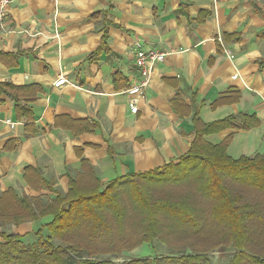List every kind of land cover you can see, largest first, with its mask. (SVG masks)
I'll use <instances>...</instances> for the list:
<instances>
[{"label":"crops","instance_id":"obj_1","mask_svg":"<svg viewBox=\"0 0 264 264\" xmlns=\"http://www.w3.org/2000/svg\"><path fill=\"white\" fill-rule=\"evenodd\" d=\"M8 10L0 81L41 91L28 104L29 122L15 118L9 99L0 103V148L16 142L0 153V193L31 194L23 178L30 165L65 191L67 178L88 166L104 183L176 162L194 139V111L203 123L254 114L258 126L204 138L218 144L231 134L232 158L264 154V0H12ZM136 44L166 55L132 113L124 90L137 79ZM59 74L68 84L55 88ZM232 89L238 100L211 107ZM69 118L92 130L75 134Z\"/></svg>","mask_w":264,"mask_h":264},{"label":"trees","instance_id":"obj_2","mask_svg":"<svg viewBox=\"0 0 264 264\" xmlns=\"http://www.w3.org/2000/svg\"><path fill=\"white\" fill-rule=\"evenodd\" d=\"M257 64L264 70V59ZM40 91L35 84L0 81V103L9 99L15 118L29 122L34 115L28 104ZM239 96L232 89L210 105L232 103ZM67 120L75 134L92 130L84 120ZM192 120L195 136L187 152L176 162L144 172L103 183L88 166L69 176L66 190L58 191L41 169L25 166L24 182L33 192L3 190L0 223L32 222L30 231L36 236L25 244L20 233L0 232V264H212L209 252L214 249L232 251L224 264H264V154L232 158L226 148L231 134L218 144L204 138L224 129L248 130L258 126L259 119L236 113L203 123L194 111ZM15 146L14 140H7L0 153ZM170 187L190 192L158 198L157 190ZM128 206L135 210L134 218H129ZM155 240L167 247V253H147ZM139 245L143 253L121 262L99 257Z\"/></svg>","mask_w":264,"mask_h":264},{"label":"built area","instance_id":"obj_3","mask_svg":"<svg viewBox=\"0 0 264 264\" xmlns=\"http://www.w3.org/2000/svg\"><path fill=\"white\" fill-rule=\"evenodd\" d=\"M12 0H0V33L6 32V21L9 14V6ZM217 40L222 45L221 37ZM224 47V46H223ZM229 59L233 57V53L229 50H224ZM166 55V52L155 50L152 48H140L139 44H136L133 51V64L137 71V79L134 83H131L128 88L124 90L125 93L133 95L130 99L129 108L132 113H136L138 107L136 106V100L144 96V89L149 84L150 76L158 64L162 61ZM236 73L232 74V78H236ZM68 84L67 79L63 74L57 75L53 82V87H61L62 85Z\"/></svg>","mask_w":264,"mask_h":264},{"label":"rangeland","instance_id":"obj_4","mask_svg":"<svg viewBox=\"0 0 264 264\" xmlns=\"http://www.w3.org/2000/svg\"><path fill=\"white\" fill-rule=\"evenodd\" d=\"M188 186V185H186ZM185 187V186H184ZM182 192L184 194L186 193H189L190 192V188H185V189H179L178 187L177 188H173V187H170V188H166V189H162V190H157V196L158 198H161L163 199L164 197L167 198L169 196H174L175 195H179V193ZM21 193H25L24 191H22ZM20 194V193H19ZM46 199H44L45 201ZM197 200V198H195V201ZM200 206H203L204 205V201L203 200H200L199 202ZM128 210V215H129V218L132 217L134 218V213H135V210L132 209L131 206H128L127 208ZM137 218V217H136ZM135 218V219H136ZM168 219L164 218L162 220V222H164L165 224H168ZM28 222H24L25 227L23 225H20L18 224L17 226H15L13 223H10V222H3L0 223V232H8V233H20L22 234L23 238V243L25 244H30L33 242V240L35 239V236L36 234L34 233V231H30L31 228L29 227V225L27 224ZM23 224V223H21ZM20 225V226H19ZM24 233V234H23ZM178 234V233H177ZM54 242H58L56 240H54ZM152 246L151 248H149L147 250V253L148 254H161V255H164L165 253H167V247L165 245H163L161 242L155 240L152 242ZM146 247V245H145ZM130 250V251H129ZM140 251L143 253V248L139 245V246H136L134 249H124L122 251H120L119 253L117 252H106L105 255H101L99 256L101 259H110L114 262H121L122 259L124 258H128V257H135V256H138L140 255ZM146 253V251H145ZM232 254V251H227V250H222V249H214V250H211V252H209V256L211 257V263L212 264H224L228 258L231 256ZM147 255V254H146ZM98 258V257H97Z\"/></svg>","mask_w":264,"mask_h":264}]
</instances>
